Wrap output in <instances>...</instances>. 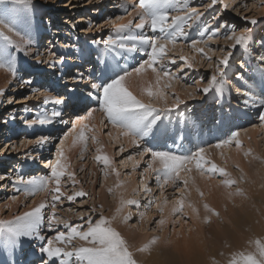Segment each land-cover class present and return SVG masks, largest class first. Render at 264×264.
<instances>
[{"label":"rangeland","instance_id":"rangeland-1","mask_svg":"<svg viewBox=\"0 0 264 264\" xmlns=\"http://www.w3.org/2000/svg\"><path fill=\"white\" fill-rule=\"evenodd\" d=\"M41 1V3H38L36 0H29L27 5L15 4L12 3L11 0H6V2L0 3V50H3L5 54L8 47L11 48L10 54L13 56L11 64L13 65V62H16L17 66L22 64V69L17 67V71H23L21 73V81H18V86L15 85L10 91H8L3 100L4 103L2 108L9 111H5V113H1L0 115V149H4L3 151H0V165L4 163L6 164V161H8L7 165L0 167V177H2L0 178V209L2 212H0L3 213H0V220L12 221L17 216H23L24 213L33 211L41 204L39 198L41 199L42 197V199H44L42 200V203L47 202L49 205V207L44 210L43 214L46 219L40 227V233L43 240L36 241V239H29L27 240L28 242L24 243L23 240H26V238H24L21 240L19 244L20 246L14 251L11 248L0 247V249H2V251H0V264H41V262H39L40 260H43L44 264H58V261H48L46 256L42 255L40 252V248L46 246L45 242L47 240L53 241V247H65L63 244L56 243L55 237L61 231L67 233L68 229H65L62 223L54 228H49L47 226V217L51 214L50 205L51 196L53 195L51 189H53L55 185H49L50 191L47 193L39 192L35 196H31L25 195L23 191L17 192L16 188L13 186V182L16 180L17 176H23L25 178L30 176L29 178H32L49 175L50 169L46 163H43V161L51 160L54 162L57 159L61 137L65 133L71 131L73 120L76 119V116H78L77 114L86 112L89 107L97 108L98 106L97 101L94 103L91 100H89V102L86 101V99H89L88 95H85L82 103H80L81 107L78 103L74 102L67 108L63 105H55L52 103L45 105V96L51 95L52 99H55L54 97L58 93L61 92L60 94H63L62 91L59 92L58 90L59 84H63L62 86H66L67 89L68 87H70V89L73 88V90L77 89L79 92L80 88H78V86H85L89 80H91L89 81L91 84L96 82L95 79H99L102 75L99 74L100 68L97 66L100 57L99 52L101 53L102 50H107L111 53L112 50L119 53L121 52V55L129 53L119 48H108L102 41L106 39L109 34L115 35L118 26L137 23L139 21L138 17H140V14L143 12L140 11L141 8L138 5L140 4L139 0H135L132 5L134 10L138 9V13H140H137L133 20H127V18L133 13V8L125 14L124 8L118 5V1L116 0H113L112 3H108L107 1L106 3H103L101 0H64V2H66L64 6L56 11L53 10L49 12V14L45 16H39L40 19L38 20L34 12V7L39 4L45 6L47 2H56V0ZM171 5L175 8L187 7L189 10L187 12L182 11L179 13L169 10V23L172 22V17L176 15L185 18V23L181 26L184 27L186 36L178 37L175 47L168 44L166 46L165 58L161 61L173 76L172 81L170 80L168 82V80H166L172 87H163L164 92L166 93V102L165 99H160L159 101H163L161 103L155 98L148 97L147 93L144 91V89L155 91L154 88H156L157 76L156 73L151 72L150 69L146 71L145 74L135 75L133 76L134 78L130 77L127 80V83L131 87L125 82L133 95L140 100L144 99L145 101L148 99L145 101L147 103L152 104L154 102V105L152 104V106L155 109L160 110L161 119L154 126L153 134L147 138V143L155 149L172 151L177 154H187L188 151H196L198 148L204 147L206 149L204 153L205 159L209 162L206 167H210V165L214 163L217 167H219V164L220 167L224 164L225 167L223 166L221 169H228L226 168L225 163H223L225 161H222L226 155V149H224L226 146L218 149L215 147V144L225 139L228 135L227 133L237 129L241 130L240 141L244 140L245 135L243 134L245 131L247 133L249 130H252L253 127V130L259 131L256 138L259 149L255 152L254 147L251 148V150L247 148L250 145L248 146L246 141L241 142L243 160L241 163H238L239 165H242V163L245 165L249 164L247 167H252V170L259 177L264 175V134L262 131L264 125H262L258 119V114L264 111V107H260L264 103V101H262L264 100V82H260V87H258L260 79L264 78V75H262L264 74V60L262 59L264 47L261 46V44L264 45V35L262 34L264 32V0H216V3L214 4L212 3V0H171ZM195 14L199 15L196 16ZM29 15L32 18L31 20L36 22V28L38 30V39L35 43L29 42V38L25 37V23L26 18ZM117 17H124L126 20H120L119 18L115 21V24L109 23L110 19L116 20ZM79 18L83 19V21H79ZM252 19L257 21L255 25L250 23ZM40 20L41 26L37 23ZM217 26H219V32L213 36V32H215ZM30 27L31 31L36 30L32 25H30ZM232 28L235 29L236 35L243 34L249 37L247 47L237 45L233 48L234 40L224 39L225 32L231 31ZM245 28H247L248 31H245ZM2 31L4 32L2 33ZM137 31L138 30L133 28L132 34L135 35ZM143 35L159 37L163 34L153 32L151 28L146 25ZM4 36H8L10 40L17 37L19 40H24L28 44L24 50L18 51L5 41ZM197 39H206L207 42L197 44V48H203L207 53V56L211 57V62L191 47L192 42ZM90 44H92V47L86 51ZM94 46H99V50L96 51ZM57 49H59V51H57ZM209 49H214V51H209ZM229 50H231V57L229 58L227 68H224L222 65L220 66L223 76L221 77L219 73H217L218 80L223 81L222 91H214L210 92L208 95H202L198 90L208 87L210 74L216 73L218 62L228 55ZM64 52L70 53L73 58H77L76 56H72L73 54L82 56L81 65L75 66V72L73 75L76 77L83 73V80H78L74 83L75 80L70 76L73 67H67V65H69L67 61L69 57L67 54H63ZM52 53H56V56H52ZM84 53H87V55L85 56ZM138 53H140V51L132 53V55L123 60L121 58L116 64H120V66L123 67L126 66L125 62L129 60L131 64L127 69L133 68L137 66L141 60L143 61L144 59H147L144 52L142 54ZM62 54L65 56L64 60H66V63H63V70H61L62 67L59 68L56 63L53 70L48 71L49 75L53 74L52 77L46 75L48 73L44 74V70H46L45 65L53 63V59L59 58ZM181 56L187 57L188 62L192 64L191 69L185 66L184 60L180 59ZM31 58L36 61H32ZM38 59L41 61L40 63L37 62ZM173 60H175V63H172ZM105 61L106 57L102 59V65ZM37 63L38 65H36ZM242 63H244V65H242ZM30 64L31 66H36L38 69L37 71L39 72L30 75L31 70H28ZM117 66L119 67V65ZM157 68L159 71V66H157ZM118 70L121 71L120 69ZM150 73L154 78H152ZM145 75L146 77L144 79ZM62 77H64V80L67 79L66 82L60 83V78ZM175 77H180V81ZM29 80L32 81V85L27 84V81ZM193 81H195V84H193ZM81 83L82 85H79ZM91 84L84 87V90H87L85 94L92 90L89 88ZM136 86H138L137 89ZM257 87L260 88L261 93L259 92L257 94L255 92ZM33 88L38 89V91L33 93ZM156 90L158 89L156 88ZM48 92L50 94H48ZM253 92L255 95H252ZM173 94L178 96L179 99L181 98V101L185 99L183 101L184 103H180L176 106V100L174 99ZM80 95H83V93ZM25 97L28 98L25 99ZM246 99L249 101L247 104L245 103ZM154 100L159 102V106ZM260 100L262 102L261 105V102H259ZM252 101H256V103L254 104ZM170 103L175 104L171 105ZM68 104V99H64V105ZM166 105L168 107H165ZM173 105L176 106V109ZM25 108H27V111L24 110ZM168 109H171V111H168ZM56 110H61L62 116L54 119L68 121V123L54 122L49 129H45L44 131H41L39 128L30 129L25 123V119L30 120L43 112H47V114L51 115V113ZM95 112L98 114L95 113V118L93 117L94 119H92V122L94 123L93 120L96 119L95 125H98L93 126L92 122L90 124L93 127L90 124L88 125V127L91 126L90 128L95 127V129H93L94 131L88 129V131L91 132L89 133L87 127L85 126L84 128L83 125H81L78 129L73 131L74 134L70 139L68 136V141L63 140L65 143H63V145H66L63 147H68L66 150L71 149L68 153V151L63 148L65 155L69 156L70 154L69 158L67 156V161L71 159L69 160L71 162L68 161L67 172L74 173V180L78 181V183H74L73 179L67 174L62 179L61 191L64 192V196L61 197L60 202H57L55 214L61 220L67 221L70 226L74 225L78 228L82 226L84 230L87 229L85 221H88L89 218L95 222L98 221L100 217H105L111 221L110 226L118 231L126 240L129 250L133 253V258L137 261V264H144L151 257L154 258V264H167L165 258L168 255V251L172 254L175 251L174 248H185L184 242L188 240L189 237H197V232H199L197 224L199 223V226H201L200 224L202 223L200 222L201 219L200 221L196 220L194 215V218L192 219V213H189V216L181 217V214L172 216L171 214H166L164 211L163 215H161L160 209L157 208L156 205H163L165 198H167L168 203H173V201L181 197V195L190 199L189 197L191 196L188 195L190 191L188 190L189 185L182 191L178 190L176 186L171 183L166 184L161 188L156 183V173L146 170L147 164L150 161V153L145 154L144 156L137 155L138 148L132 143V140L130 138H123V136L121 138V135L118 134L116 129H114L112 133L111 130H113V127L108 122L107 117H104L105 114L99 110ZM7 117L17 119L18 122L16 123L19 126L18 129L20 132H15L14 135H11V130L8 135L5 134L7 133V128L3 122L7 120ZM11 119L7 121H10ZM166 121L168 122L166 123ZM221 122H225L226 129L228 130H220L219 124ZM38 126L43 127L37 125V127ZM166 126L168 127L166 128ZM96 127H98L99 130L96 129ZM81 132L84 133L85 141H79L77 139ZM108 133H112V135L115 134L112 136L108 135ZM88 134H90V136ZM116 134L117 138L115 136ZM40 136H50L51 140L45 144L44 149L42 150L44 153L42 154L43 156L40 157L42 166L40 167L38 163L37 169L35 170V172L37 171V175H28V173L32 174L34 172V169L29 171V168L32 167L30 163L36 161V140ZM14 138L16 139V143L11 141V139ZM124 139L129 140L125 141ZM124 141L128 143L126 144ZM195 141H198V143L195 144ZM145 143V141H141L140 148H143ZM6 145L7 147L5 148ZM13 145H16V151L11 150ZM121 148L123 151H120ZM98 149L99 151H97ZM220 153L222 158L220 157ZM222 153L224 154L222 155ZM96 154L108 156L112 161L111 166L105 167L102 162L96 159ZM214 154L215 156H213ZM130 155L133 157L134 161L128 159ZM215 157L218 158V160ZM219 160L220 162L218 163ZM192 164L195 166L194 163ZM156 165L157 168L160 167L158 162ZM193 165L189 164L188 169H190V171H186V173L182 172V176L185 175L187 179L194 176V179H198L196 177L201 175V170ZM239 165L231 164V166H229V168H231L228 169V171L224 170L228 174L227 176H221L218 172V174H209L205 169L204 176L205 178L212 176L211 181L202 182L198 179V182H200L198 183V187H201V190L203 187V192L209 190L208 192H213V195H215V192H218V189L223 186V192L221 189L219 190L223 195L221 192L219 193L220 201H218V203L221 205L223 202L231 205V197L228 198L224 193H226V191L229 192L230 188H232L230 190L231 195L236 194L235 191L237 192L238 187V189L240 188L245 194L244 186H247V182L242 181L244 178L241 177V175L246 172L248 173L250 170L246 167V171L244 172L245 169L243 171L241 169L243 165L240 166V168ZM192 166L194 167V170ZM113 169H115V171H113ZM191 171L193 173H191ZM105 172L108 173L107 176H105ZM116 172H119V176L116 175ZM241 172H243V174ZM250 175H252V172ZM226 179H233L237 181V183L228 189L223 183ZM250 180L251 178L249 179V182L252 183L253 180ZM134 182H136L137 187L133 185ZM245 182L246 185L244 184ZM211 183L212 185L213 183L218 184L219 186L215 185L218 189L213 190ZM143 184L144 188H142ZM145 185L151 189L150 194L145 192ZM20 187L23 186L21 185ZM134 189H137L140 192H133ZM81 190L88 193V195L85 197H77L74 202L67 200V196L73 195L75 192ZM178 194L181 195L179 196ZM200 194L201 193L196 194L199 199H196L197 197L194 198V195L191 197V200L195 199L198 201L201 199L199 202L208 203V200L206 201V196L202 199L201 197L203 195L200 196ZM14 196L17 197L15 200L13 199ZM226 199H228V202ZM122 200L125 202L136 200L139 202V207L127 203H124L122 206ZM191 200H189L190 203H192ZM148 201H154V204L150 209H147L146 216L144 220L141 221L139 213L145 211L144 206ZM197 201L193 202L194 205L195 202L197 205L201 204H199V202L197 203ZM238 202L240 203V197ZM9 203L13 206L9 205ZM8 205L10 208H7ZM202 207L203 206H201L200 210L203 209ZM92 209H95V211H92ZM118 209H122L119 214L117 213ZM220 209L222 213L225 212L224 208ZM234 209L237 211L240 207H234ZM126 217H131V219L125 222ZM218 217L220 220L222 219L221 215L217 216V218ZM160 219H165L167 223L163 226L159 225L158 221ZM173 220H177L178 223L173 224ZM205 226L208 228V225ZM189 229H192V231H189ZM0 231L3 230L0 229ZM154 238H159V243L152 244ZM169 238L172 240V243L166 244L165 241ZM76 239L78 238L73 239L71 243L67 245V250H72L73 247L78 248L81 246H90L89 244H84V241L82 242L80 239L77 240V245ZM146 246H148V250L141 251V249ZM31 251L33 252V256L28 255ZM38 256H40V260ZM66 264H77V260L73 257L70 261H67Z\"/></svg>","mask_w":264,"mask_h":264},{"label":"snow or ice","instance_id":"snow-or-ice-1","mask_svg":"<svg viewBox=\"0 0 264 264\" xmlns=\"http://www.w3.org/2000/svg\"><path fill=\"white\" fill-rule=\"evenodd\" d=\"M6 0H0V3H4ZM12 3L15 4H24L27 5L29 0H11ZM212 3H216V0H212ZM139 7L144 11L140 14L139 21L135 24L129 23L127 25H120L117 28L115 35L109 34L106 39L102 42L108 48H119L123 49L129 53H137L138 51H143L147 56V59H144L142 62H139L137 66L130 69H122L119 72H115L114 75H109V70L105 69L103 71V77L100 82H93L90 85L91 91L88 92V98L97 101V108L89 107L84 115L76 116L75 121H73V127L71 131L65 133L61 137V142L59 145V149L57 152V159L53 162L51 160L43 161L46 163L50 169L49 175H44L40 177H32L25 178L23 176H17L16 180L13 182V186L16 188L17 192L23 191L25 195L35 196L39 192H49V185L54 184L55 187L51 189L53 195L51 196V205L50 210L51 214L47 217V226L49 228H54L59 224H63L65 229H68V232H59L55 237V241L59 244L65 245L64 248L61 247H53V241L47 240L45 242L46 246H42L40 248V252L42 255L46 256L48 261H58V264H66L67 261H70L71 258L75 257L77 260V264H137V261L133 258V253L129 250V246L126 240L122 237V235L116 231L113 227H111V221H109L105 217H100L98 221H92L89 218L88 221H85L87 224V229L84 230L82 226L78 228L77 226H70L67 221L61 220L56 214L55 209L57 206V202H60L61 197L64 196V192L61 191V181L67 174L70 178L73 179L74 183H78V181L74 180V173L67 172V157L63 150V140H66L68 136L71 135L72 131H75V123H78L81 120H88L93 116L94 111H102L111 126L117 130L118 134L122 135L125 138H130L132 143L138 148L137 155L144 156L145 154L150 153V161L147 164V169L156 173V183L163 188L164 185L171 183L176 186L178 190H183L187 188L189 180L182 176L181 173L185 171H190L188 169V165L194 163L195 167L201 170V175L204 174V170L209 174L219 173L221 176H227L228 174L224 171V169L217 168V166L213 163L210 167H206L209 162L205 159V151L204 147L198 148L196 151H189L187 154H177L172 151L158 150L153 148L150 144L147 143V138L153 134V128L157 124V122L161 119L160 110L155 109L151 103H144L142 100L138 99L126 86V81L135 75H141L145 73L147 70H151L153 73H156L157 83L160 82L161 78L165 80H172L173 76L167 69V67L161 62L163 58H165L166 54V46L168 44L173 45L175 47L177 38L186 36L185 29L181 25L185 23V18L179 15L172 17V22L169 23V10L174 12H187L189 9L187 7L184 8H175L171 5V0H140ZM129 9L124 7V13L127 14ZM198 16L199 14H195ZM117 17L116 19H119ZM194 18V17H190ZM109 23L115 24V19H110ZM252 25H255L257 21L252 19L250 21ZM151 28L153 32H159L163 35L159 37H149L143 35V31L145 26ZM227 27V26H226ZM135 28L137 33L135 35L132 34V30ZM245 31H248L245 28ZM219 32V26L215 32H213V36H215ZM5 41L8 43H12L8 36H4ZM224 39H232L234 40L233 48L237 45H243L245 47L248 46L249 37L241 34L236 35L235 29L232 28L231 31H226L224 34ZM205 40H194L191 44V47L203 55L205 58L211 62V57L207 56V53L203 48H197V44L206 43ZM14 47H19V45H14ZM264 47V45H262ZM210 51H214V49H209ZM4 51L0 50V57H3ZM52 56H56V53H52ZM231 57V50L228 51V55L221 59L217 64L216 73L210 74L209 76V84L208 87L203 89H199L202 95H208L210 92L214 91H222L223 81L218 80L217 73L222 77L223 72L221 71L220 66H224L227 68L229 64V58ZM181 60H184L185 66L189 69L192 68V64L188 62L187 57H180ZM60 62L62 63L64 60L63 56L59 57ZM38 63L39 59L37 60ZM175 63V60L172 61ZM157 66H159V71ZM0 67H7L13 75L16 74V69L12 66L11 63L4 64L0 62ZM264 75V74H262ZM176 79H180V77H175ZM73 79L83 80V73L79 74ZM28 85H32V81H27ZM195 84V81H193ZM165 87H171L170 83L165 84ZM33 93L38 91V89L33 88ZM54 91V89H53ZM251 91V90H250ZM59 98L52 99L50 97H45L44 104L47 105L49 103L55 105H63L65 108L75 103H82L80 98H76L73 96H68V105H64V96L63 94H57ZM147 95L149 97L155 99H165L166 102V93L163 89L159 91H147ZM174 95V99L176 100V105L178 106L181 101L178 96ZM252 95H255L253 92ZM28 97H25L27 99ZM249 101L246 99L245 103L247 104ZM256 103V101H252ZM264 107V105H262ZM27 111V108L24 109ZM171 111V109H168ZM62 111L56 110L48 115L47 112L40 113L35 118L31 120L25 121L30 127L33 125H50L54 122H62L68 123V121L64 120H55L54 118L61 117ZM258 119L261 124L264 125V111L258 114ZM241 130L231 131L225 139L215 144V147L222 148L227 145L235 142L236 146H240V141L238 137L240 136ZM108 135H112V133H108ZM78 140L83 141L85 139L84 133L81 132L78 137ZM51 140L50 136H40L36 140L37 148L36 151L39 154L43 149L47 142ZM145 141V146L140 148V142ZM7 145L5 146V148ZM4 149H0L3 151ZM12 151H16V145H13L11 148ZM99 151V149L97 150ZM120 151H123L121 148ZM30 155V154H29ZM96 159L105 165V167H109L112 164L110 158L106 155H98ZM128 159H133L130 155ZM159 163L160 167H154L156 163ZM115 171V169H113ZM107 172H105V176H107ZM116 175L119 176V172H116ZM2 178V177H0ZM211 178V176L209 177ZM226 187H232V185L236 184L237 181L233 179H226L223 181ZM23 187H20V186ZM145 192L151 193V189H149L145 185ZM111 191V190H110ZM163 194V193H161ZM237 195H243V192L237 189ZM88 193L84 191H77L73 195L67 196L68 201H75L77 197H85ZM202 195V194H201ZM231 196V193L229 194ZM17 197H13L15 200ZM124 203L129 205H135L139 207V202L136 200H129L127 202L121 201V205ZM167 198H165L163 205L157 204L156 207L160 209L161 215H163L164 208L167 206ZM154 204V201H148V203L144 206L145 211H141L139 213L140 220L143 221L146 216L147 209H150ZM49 205L47 202L41 203L37 208H35L31 212L24 213L23 216H17L14 220H0V247L11 248L13 251L19 246L20 242L24 238L28 239H36L43 240V237L40 233V227L45 221L44 210L48 208ZM187 207L191 209L192 214L195 216L197 220H200V210L191 203L185 205L183 199L177 201V206H174L171 209V215L176 216L177 214H181L186 216L187 213L183 210ZM203 209L205 213L210 215H206L202 223L210 224L211 216H219L213 208H211L207 203L203 205ZM122 209H118L117 213ZM95 211V209H92ZM131 217H126L125 222L130 220ZM173 224L178 223L177 220L172 221ZM187 222V221H185ZM167 223L165 219H160L158 224L163 226ZM192 231V229H189ZM75 238H79L82 241H87L90 246L88 247H73L72 250H67V245L71 243V241ZM159 243V238H154L152 244ZM166 244H171L172 240L169 238L165 241ZM257 253H239V259L233 258L230 261V264H264V243L260 241H256ZM148 246L141 249V251H147ZM41 264H44V261H41Z\"/></svg>","mask_w":264,"mask_h":264},{"label":"bare ground","instance_id":"bare-ground-1","mask_svg":"<svg viewBox=\"0 0 264 264\" xmlns=\"http://www.w3.org/2000/svg\"><path fill=\"white\" fill-rule=\"evenodd\" d=\"M38 3H41L42 1L41 0H36ZM41 1V2H40ZM106 1L108 2V3H112V1L113 0H101V2H103V3H106ZM116 1H118V3L116 2ZM115 2L118 4V5H120L122 8H124V7H127V8H129V10L130 9H132L133 7H132V5H133V3L135 2V0H116ZM140 1V0H139ZM66 4V2H64V0H56V2L55 3H51V2H47V4L45 5V6H42V5H36L35 7H34V12H35V15L37 16V19L39 20L40 18H39V16L41 17L42 15L43 16H45V15H47V14H49V12H51V11H53V10H57V9H60L62 6H64ZM137 5V4H136ZM138 5H140V4H138ZM69 7H70V5H69ZM135 7V6H134ZM76 8V7H75ZM46 9V10H45ZM135 9H137V8H135ZM195 9V8H194ZM133 10H134V8H133ZM197 10V9H196ZM4 11V10H3ZM141 12L142 11H144V10H140ZM139 12V10L137 9V10H134L133 11V13L131 14V16L130 17H128L127 18V20H133L135 17H136V14ZM138 14H140V13H138ZM1 16H2V14H1ZM6 18V17H5ZM139 18V17H138ZM32 18L30 17V15L29 16H27V18H26V23H25V37H28L29 38V42H33V43H35L36 41H37V34H38V30H37V28H36V22L34 21L33 22V20H31ZM120 20H126L124 17H120ZM79 21H83V19H81V18H79ZM115 21H117V19L115 20ZM40 26H41V20L39 21V22H37ZM30 25H32V27L33 28H35L36 30L34 31V30H30L31 29V27H30ZM43 25V24H42ZM5 26V25H4ZM6 27V26H5ZM37 27H38V25H37ZM47 29H49V28H47ZM3 30V29H2ZM6 31H8V30H6ZM4 31H2V33H3ZM149 32V31H148ZM15 34V33H14ZM238 34V33H237ZM263 35H264V32L262 33ZM1 36V35H0ZM150 36V35H149ZM10 37H11V35H10ZM263 37V36H262ZM43 38V37H42ZM264 38V37H263ZM41 39V38H40ZM232 40V39H231ZM12 43H9L10 45H12L13 47H14V45H19V47H14V49H16V50H18V51H22V50H24L25 48H26V45L28 44V43H26V41H24V40H19L17 37H14L12 40ZM256 41V40H255ZM254 41V42H255ZM258 44V43H257ZM261 44V43H260ZM259 45V44H258ZM261 46H262V44H261ZM92 47V44H90L88 47H87V49H86V51H88L90 48ZM172 48V47H171ZM94 49L96 50V51H98L99 50V46H94ZM28 50V49H27ZM171 50V49H170ZM57 51H59V49H57ZM175 51V50H174ZM210 51V50H209ZM10 52H11V48H9L8 47V50H7V52L3 55V57H0V62H2V63H4V64H9V63H11V60H12V58H13V56L10 54ZM31 52V51H30ZM32 53V52H31ZM121 53V52H120ZM119 52H116V51H112L111 50V53L109 52V51H107V50H102L101 51V53L99 52V54H100V57H99V62H98V67L100 68L99 70V74H101V73H103V71L102 70H105V69H108L109 70V75H114V73L115 72H119V70L118 69H120V70H122V69H127L128 68V66L131 64V62L128 60V61H126L125 62V65L126 66H123V67H121L120 66V64H116L121 58H122V60L123 59H125V58H127V57H129L130 55H132V53H128V54H124V55H121ZM140 53L142 54L143 53V51H140ZM140 53H138V54H140ZM63 54H67L68 55V64L69 65H67V67L68 66H71V68L73 67V69H72V74L70 75L71 77H72V79H73V77H74V75H73V73L75 72V66H79V65H81V58H82V56L81 55H72V56H76L77 58H73V57H71V54L70 53H66V52H64ZM63 54H62V56H63ZM32 55V54H31ZM84 55L86 56L87 55V53H84ZM64 58H65V56H63ZM104 57H106V61H105V63H103V65H102V59L104 58ZM143 58V57H142ZM32 59V58H31ZM75 59V60H74ZM263 60H264V54H263V58H262ZM34 59H32V61H33ZM74 60V61H73ZM199 60V59H198ZM201 60V59H200ZM34 61H36V60H34ZM53 63H50V64H48V65H45V69L46 70H44L45 72H44V74L45 73H48V74H46V75H49V72L48 71H52L53 70V68H54V66L56 65V63L58 64L57 66L60 68V67H62V69L61 70H63V63L65 62L66 63V60H63V62L61 63L60 62V60H59V58H55V59H53ZM23 62V61H22ZM141 62H142V60H141ZM64 63V64H65ZM201 64V63H200ZM20 65H21V67H20ZM20 65H16V62H13V67L16 69V74L15 75H13V73L12 72H10L9 70H8V68L7 67H0V115H1V113H5V111H7V110H4V108H2V106H3V100H4V98H5V95L7 94V92L8 91H10L15 85L16 86H18V84H19V82L18 81H21V73L23 72L22 70H20V71H17V67L18 68H20V69H22V64H20ZM36 65H38V63L36 64ZM94 65V64H93ZM117 65H119V67L117 66ZM242 65H244V63H242ZM25 66V65H24ZM29 69L28 70H31L30 71V75L31 74H33V73H35V72H39V71H37L38 69H37V67L36 66H31V64L29 65V67H28ZM70 69V68H69ZM93 69V68H92ZM55 70V69H54ZM86 70L88 71V69L86 68ZM96 70V69H95ZM245 70H246V68H245ZM244 70V71H245ZM148 71V70H147ZM54 72V71H53ZM84 72V71H83ZM152 72V71H151ZM55 73V72H54ZM61 73H62V71H61ZM66 74V73H65ZM145 74V73H144ZM151 74V73H150ZM42 75H43V73H42ZM54 75H56V74H54ZM61 75V74H60ZM63 75V74H62ZM142 75V74H141ZM50 77H52L53 76V74H50L49 75ZM65 76V75H64ZM68 76V75H67ZM133 76H135V74L133 75ZM132 76V77H133ZM151 76H152V78H154V76L151 74ZM238 76V75H237ZM141 77V76H140ZM145 77H146V75L144 76V79H145ZM150 77V76H149ZM264 77V76H263ZM64 77H62V78H60V83H64V82H66V80L67 79H63ZM87 78V77H86ZM134 78V77H133ZM151 78V77H150ZM53 79V78H52ZM63 79V80H62ZM71 79V80H72ZM135 79H137V78H135ZM73 80H75V82L74 83H76V81H78L77 79H73ZM100 80H101V78H97V79H95V81L96 82H100ZM179 80V79H178ZM63 81V82H62ZM85 81V80H84ZM89 81H91V80H89ZM88 81V83H86V85L85 86H82V87H79L78 85V88H80L79 89V92L77 91V89H74L73 90V88L72 89H70V87H68V89H67V87L66 86H62L63 84H59V88H58V90H59V92L60 91H62L63 92V96H64V99H66L67 100V97L68 96H74V97H76V98H80L81 100H83V98H85V95L87 96L88 95V93L87 94H85L86 93V91L84 90V87H86L88 84H91V82H89ZM93 81V80H92ZM172 81V80H171ZM174 81H175V78H174ZM173 81V82H174ZM180 81V80H179ZM22 82H23V80H22ZM54 82H55V80H54ZM134 82V81H133ZM169 82V81H168ZM166 80H164V78L163 79H161V81L159 82V83H157V81H156V88L158 89V90H156V88H154L155 89V91L154 92H156V91H159L160 89H163V87L165 86V84H167L168 83ZM260 82H264V78H261L260 79V81H259V84H258V87H260ZM126 83H127V81H126ZM136 83V82H135ZM179 83H181V82H179ZM128 84V83H127ZM131 84H133V83H131ZM60 85H61V87H60ZM75 85V84H74ZM74 85H72V86H74ZM79 85H82V83L81 84H79ZM129 85V84H128ZM175 85V84H174ZM179 85V84H178ZM227 85V84H226ZM264 85V84H263ZM71 86V87H72ZM203 86V85H202ZM228 86V85H227ZM226 86V87H227ZM129 87H131L130 85H129ZM172 87V86H171ZM179 87V86H178ZM200 87V86H199ZM256 88V90H255V92L258 94L259 92H260V88ZM90 88V87H89ZM138 88V86H136V89ZM166 88V87H165ZM192 88V87H191ZM60 89H62V90H60ZM70 89V90H69ZM168 89V88H167ZM171 89V88H170ZM164 90V89H163ZM166 90V89H165ZM186 90V89H185ZM144 91L147 93V91L148 90H145L144 89ZM178 91V90H177ZM263 91V90H262ZM138 92V91H137ZM170 92V91H169ZM172 92H173V90H172ZM61 93V92H60ZM59 93V94H60ZM79 93V94H78ZM81 93H83V95H80ZM168 93V92H167ZM180 93V92H179ZM178 93V94H179ZM183 93V92H182ZM186 93V92H185ZM261 93V92H260ZM48 94H50L49 92H48ZM51 94H52V92H51ZM140 94V93H139ZM142 94H145V93H142ZM264 94V93H263ZM167 95H169V94H167ZM187 95V94H186ZM140 96V95H139ZM148 96V95H147ZM171 96V95H170ZM176 96V95H175ZM179 96H181V95H179ZM188 96V95H187ZM186 96V97H187ZM46 97V96H45ZM47 97H50V98H52L51 97V95H48ZM82 97V98H81ZM149 97V96H148ZM185 97V96H184ZM195 97V96H194ZM12 98V97H11ZM55 99L56 98H59L58 97V95H56L55 97H54ZM45 99V98H44ZM141 99H142V96H141ZM145 99H146V97H145ZM181 99V98H180ZM188 99V98H187ZM89 100H91L93 103L94 102H96V100H93V99H91V98H89V99H86V101L87 102H89ZM148 100V99H147ZM147 100H145V101H147ZM158 101L160 100V99H157ZM185 99H183V101H184ZM10 101V100H9ZM85 101V100H84ZM142 101H144V99L142 100ZM144 101V102H145ZM152 101V100H151ZM154 101H156V100H154ZM262 101H264V100H262ZM11 102V101H10ZM66 102V101H65ZM159 102H163V101H159ZM159 102H157L156 101V103L158 104ZM259 102H261V100L259 101ZM145 103H147V102H145ZM155 103V104H156ZM184 102H182V104H183ZM153 105H154V102L152 103ZM171 104V103H170ZM172 104H175V103H172ZM171 104V105H172ZM255 104V103H254ZM262 104V102L260 103V105ZM78 105H80V103H78ZM263 105H264V103H263ZM157 106V105H156ZM158 106H159V104H158ZM163 106V105H162ZM174 106V105H173ZM177 106V105H176ZM176 106H174L175 107V109H176ZM8 107V106H7ZM80 107H81V105H80ZM165 107H168L167 105L165 106ZM235 107V106H234ZM260 107H262V106H260ZM8 109V108H7ZM76 109V108H75ZM178 109H179V107H178ZM182 110V109H181ZM235 110V109H234ZM263 110V109H262ZM9 111V110H8ZM7 111V112H8ZM239 111H240V109H239ZM75 112V111H74ZM101 112V111H100ZM243 112V111H242ZM95 111L93 112V116L90 118V119H88V120H81V121H79L78 123H75V129H78V127L79 126H81V125H83V127L85 128V126L87 127V131H88V129L90 130V129H95V127L94 128H90L92 125L90 124L91 122H92V119H94L95 117H94V115H95ZM30 114V113H29ZM68 114V113H67ZM85 114V112H82L81 114H77L78 116L79 115H84ZM96 114H98V113H96ZM48 115H50V114H48ZM101 115V114H100ZM29 116V115H28ZM99 116V115H98ZM31 117V116H30ZM94 117V118H93ZM104 117H106L105 115H104ZM230 117V116H229ZM229 117H228V119H229ZM22 118V117H21ZM32 118V117H31ZM7 120H9V119H11V117H7L6 118ZM98 119V118H97ZM102 119V118H101ZM104 119V118H103ZM106 119V118H105ZM7 120H5L4 122H3V124L4 125H6V128H7V133H5L6 135H8L9 134V131H11V135H14V133L15 132H20V130L18 129L19 128V126L17 125V123L16 122H18L17 121V119H11L10 121H7ZM31 120V119H30ZM25 121H28V120H26L25 119ZM73 121H75V119L73 120ZM94 121V123H93V126L95 125V122H96V119L95 120H93ZM107 121V120H106ZM98 122V121H97ZM168 121H166V123H167ZM100 123H101V121H100ZM211 123V122H210ZM91 125L90 127H88V125ZM172 124V123H171ZM182 124V123H181ZM192 124V123H191ZM213 124V123H212ZM217 124V123H216ZM215 124V125H216ZM98 124H96L95 126H97ZM100 125V124H99ZM173 125V124H172ZM196 125V124H195ZM220 130L222 129V130H228V129H226V124H225V122H221L220 124ZM27 126L31 129V128H39V129H41V131H44L45 129H49L51 126H52V124H50V125H45V126H43V127H37V125H33V126H29L28 124H27ZM92 126V127H93ZM101 126V125H100ZM99 126V127H100ZM169 126V125H168ZM168 126H166V128L168 127ZM212 126H214V125H212ZM170 127H171V125H170ZM102 128V127H101ZM96 129H98V127H96ZM189 129V128H188ZM187 129V130H188ZM212 129V128H211ZM216 129V128H215ZM233 129H235V128H233ZM256 129V128H255ZM99 130V129H98ZM97 130V131H98ZM101 130V129H100ZM230 130V129H229ZM238 130V129H237ZM86 131V132H87ZM94 131V130H93ZM113 131H114V128H113V130H111V132L113 133ZM233 131V130H232ZM262 131H263V134H264V128L262 129ZM89 133H91L90 131H88ZM87 132V133H88ZM259 131H257V130H253V127H252V130H249L247 133H246V131H245V133L243 134V135H245V137H246V139H245V137H244V140H241L240 141V139H241V135L238 137V139H239V141H240V146L239 147H237L236 146V144L235 143H233V144H230V145H227L224 149H226V155L224 156V158L222 159V161L224 160L225 162H223V163H225V165H226V168H228V169H230L229 168V166H231V164L233 165V164H235V165H239V163H241V161L243 160L242 159V150H241V145H242V143L241 142H243V141H246L247 142V144H248V146L249 147H247V148H249L250 150H251V148H253L254 147V151L255 152H257V149H259V147H258V145H257V133H258ZM93 133V132H92ZM73 134H74V132L72 131L71 132V135L69 136V139L73 136ZM94 134V133H93ZM93 134H92V136H93ZM115 134V133H114ZM114 134L112 135V136H114ZM227 134H229V133H227ZM5 135V136H6ZM89 136H90V134H88ZM91 136V137H92ZM99 136H100V134H99ZM111 136V137H112ZM116 136V138H117V134L115 135ZM120 136V135H119ZM118 136V137H119ZM186 136H190V135H186ZM7 137V136H6ZM97 137V136H96ZM110 137V136H109ZM192 137V136H191ZM193 137H194V135H193ZM192 137V138H193ZM9 138V137H8ZM94 138H95V136H94ZM99 138V137H98ZM100 138H101V136H100ZM100 138H99V140H100ZM115 138V137H114ZM121 138H122V135H121ZM124 138V137H123ZM226 138V137H225ZM67 140V139H66ZM102 140H103V138H102ZM125 140V139H124ZM129 139H127V140H125V141H128ZM11 141L12 142H15L16 143V139L14 138V139H11ZM65 141V140H64ZM68 141V140H67ZM80 141V140H79ZM85 141V140H84ZM88 141V140H87ZM123 141V140H122ZM124 141V142H125ZM70 142V141H69ZM68 142V143H69ZM90 142V141H89ZM100 142V141H99ZM31 143V142H30ZM64 143V142H63ZM93 143V142H92ZM126 143V142H125ZM128 143V142H127ZM126 143V144H127ZM198 143V141H195V144H197ZM10 144V143H9ZM25 144H26V142H25ZM65 144V143H64ZM180 144V143H179ZM184 144V143H183ZM94 145H95V143H94ZM101 145V144H100ZM99 145V146H100ZM165 145H167V144H165ZM64 147L66 146V145H63ZM75 146H76V143H75ZM90 146V145H89ZM97 146V145H96ZM180 146V145H179ZM214 146V145H213ZM246 146V145H245ZM63 147V148H64ZM91 147V146H90ZM141 147V146H140ZM66 148H68V147H66ZM66 148H64L65 150H66ZM213 148V147H212ZM76 149V148H75ZM103 149V148H102ZM219 149V148H218ZM248 149V150H249ZM71 149H69V150H66V151H68V153H69V151H70ZM247 150V151H248ZM249 150V151H250ZM213 151V150H212ZM214 151H216V150H214ZM223 151V150H222ZM221 151V152H222ZM248 151V152H249ZM189 152V151H188ZM254 152V153H255ZM105 153V152H104ZM208 153V152H207ZM215 153H217V152H215ZM42 154H44L42 151L38 154L37 153V151H36V153H35V155H36V158H35V162L34 163H30V165L32 166V167H30L29 168V171H31V169H34V172L32 173V174H29L28 173V175H34V176H36L37 175V171L35 172V170L37 169V166H38V163H39V165H40V167L42 166V164H41V161H40V157L41 156H43ZM224 153H222V155H223ZM248 154V153H247ZM249 154H250V152H249ZM97 155V154H96ZM219 155V154H218ZM68 155H66V157H67ZM69 156H70V154H69ZM69 156H68V158H69ZM90 156H91V154H90ZM98 156V155H97ZM213 156H215V154L213 155ZM216 157H217V154H216ZM215 157V158H216ZM220 157L222 158V156H221V153H220ZM23 158V157H22ZM92 158H94V157H92ZM208 159V158H207ZM210 159V158H209ZM217 160H218V158H216ZM215 159V160H216ZM69 160H71V159H69ZM68 160V161H69ZM34 161V160H33ZM67 160H66V163H67V165L69 164V162H71V161H69L68 162ZM131 161H134V159H132ZM8 161H6V164L4 163V164H1L0 165V167H3L4 165H7L8 163H7ZM220 162V160L218 161V163ZM239 162V163H238ZM244 163H246V162H244ZM45 164V163H44ZM96 164V163H95ZM247 164V163H246ZM190 165H193V164H190ZM243 165V166H242ZM242 165H239V168H240V166H242L241 167V169H242V171L244 170V172L246 171V167L249 165H245V164H243L242 163ZM157 165L155 164V166L154 167H156ZM194 166V165H193ZM192 166V167H193ZM223 166H224V164H223ZM223 166H221L220 167V164H219V167L220 168H222ZM245 166V167H244ZM190 167V166H189ZM195 167V166H194ZM194 167H193V170H194ZM219 167H217V168H219ZM225 167V166H224ZM244 167V168H243ZM248 168V167H247ZM224 169V168H223ZM228 169H224V170H226V171H228ZM253 168L252 167H250L249 166V168H248V170H250V171H248V173L246 172V173H244L243 174V172H241L243 175H241V177H243L244 178V180H242V181H246L247 182V186H244V189H245V194L244 195H237V194H233V195H229V193H231L230 192V190L232 189V188H230V190H229V192L228 191H226V193H224V194H226L227 196H228V198H230L231 197V205H228V204H225V203H223L222 202V204L220 205L219 203H218V201H220L219 200V198H220V195H219V193L221 192V191H219L220 189L222 190V192H223V186H221V188H216V186L215 185H217V186H219L218 184H214L213 183V185L215 186H213L212 185V183H211V185H212V189L214 190V189H218V192H215V195H213V192H208V191H204L203 192V187H202V190L198 187V183H200V182H198V179L199 180H201L202 182L204 181V182H207V181H211V178H210V180H209V176H208V178H205V176H204V174L203 175H200L199 177H196V178H198V179H194L195 177L194 176H191V177H189L188 178V180H189V183H188V185H189V189L188 190H190L189 191V193H188V195H190L191 197H193L194 195H195V197L194 198H196L197 197V193H201L200 194V196H202L201 198L203 199V197L204 196H206V201L208 200V205L211 207V208H213L217 213H219V215H221V220L219 219V217L217 218V216H211V223L210 224H205V223H202L201 221L203 220V218L206 216V215H210V214H208V213H205V211H203L204 209H202V210H200L201 209V206H203L205 203H202V202H199L200 200H191V197H189L190 199H187V197H183L181 194V197H179V198H175L176 200H174L173 201V203L171 204V203H167V206L164 208V211L166 212V214H170L171 213V209L174 207V206H177V201H179V200H181V199H183L184 200V202H185V205H187L188 203H190V201L189 200H191L192 201V203L194 202V201H197V203L199 202V204L200 205H197L196 204V202H195V206L197 207V208H199V210H200V218H201V221L200 220H198V221H200L202 224H200L201 226H199V223L197 224L198 226V228H199V232H197V237L196 238H192V237H189V239L188 240H186L185 242H184V244H185V248H183V249H178V248H174V252L171 254V252L169 253V251H168V255H167V257L165 258L166 259V263L167 264H230V261L235 257V258H237V259H239L240 257H239V253H244V254H248V253H257V247H256V241H260V242H262V243H264V175H261L260 177L259 176H257L256 174H255V172L252 170ZM264 169V168H263ZM258 170V169H257ZM261 170V169H260ZM225 171V172H226ZM251 172H252V175H256V176H254V177H250V176H252V175H250L251 174ZM254 172V173H253ZM185 173H186V171H185ZM191 173H193L192 171H191ZM196 173V172H195ZM259 173V172H258ZM257 173V174H258ZM264 173V172H263ZM218 174V173H217ZM245 174H247V175H245ZM249 174V175H248ZM260 174H261V171H260ZM182 175V174H181ZM220 175V174H219ZM185 176V175H184ZM190 176V175H189ZM30 176H28V178H29ZM212 177V176H211ZM114 178V177H113ZM251 178V180L250 181H252L253 180V182L251 183V182H249V179ZM242 179V178H241ZM213 180V179H212ZM215 180H217V179H215ZM246 182L244 183L245 185H246ZM209 184V183H208ZM133 185L135 186V187H137V185H136V182H134L133 183ZM201 185V184H200ZM249 186V187H248ZM142 188H144V184L142 185ZM200 190H199V189ZM206 188V187H205ZM208 188V187H207ZM224 188H226V187H224ZM209 189V188H208ZM227 189V188H226ZM228 189H229V187H228ZM237 189H238V187H237ZM225 190V189H224ZM239 190H241L240 188H239ZM134 191H136V193H139L140 191L139 190H133V192ZM182 191V190H181ZM216 191V190H215ZM221 192V194L223 195V193ZM135 193V194H136ZM180 193V192H179ZM228 193V194H227ZM235 193H236V191H235ZM184 194V193H183ZM179 195V194H178ZM179 195V196H180ZM187 195V196H188ZM186 196V195H185ZM226 196V197H227ZM239 197H240V203L238 202V199H239ZM248 197V198H247ZM36 198V197H35ZM43 198V197H42ZM40 199L39 198V201H40V203H42V200H44V199ZM205 198V197H204ZM222 198H223V196H222ZM225 198V197H224ZM196 199H199L198 197L196 198ZM37 200V199H36ZM227 200V202H228V199H226ZM46 201V200H45ZM222 201V200H221ZM44 202V201H43ZM191 203V204H192ZM221 203V202H220ZM194 204V203H193ZM203 204V205H202ZM9 205H11L10 203H9ZM9 205H8V207L7 208H10L9 207ZM11 206H13V205H11ZM4 207H6V206H4ZM3 207V208H4ZM234 207L235 208H238V207H240V209H237V211L234 209ZM12 208V207H11ZM203 208V207H202ZM220 208H224L225 209V212L224 213H222V211H221V209ZM5 209V208H4ZM223 209V210H224ZM0 211H1V209H0ZM4 211V210H3ZM10 211V210H9ZM13 211V210H12ZM184 212H186L187 213V215L189 214V213H192V212H189V211H191V209H188L187 207H185V209L183 210ZM236 211V212H235ZM2 212V211H1ZM0 212V213H1ZM201 212H202V214H201ZM204 212V213H203ZM1 214H3V213H1ZM186 215V216H187ZM190 215V214H189ZM188 215V216H189ZM167 216V215H166ZM203 216V217H202ZM9 217V216H8ZM181 217H183V215L181 216ZM192 219L194 218L193 217V214H192ZM189 219V218H188ZM196 219V218H195ZM183 220V219H182ZM197 220V219H196ZM181 223V222H180ZM183 223V222H182ZM205 225H208V228H206V226ZM181 226V225H180ZM182 227V226H181ZM206 228V229H205ZM67 231V230H66ZM193 235V234H192ZM79 239V238H78ZM78 239H76V244H77V240ZM27 240H29L28 238H26V240L24 239L23 241H24V243L25 242H28ZM31 240V239H30ZM37 241V240H36ZM83 242V241H82ZM57 243V242H56ZM73 243V242H72ZM81 244V243H80ZM84 244H88V242L87 241H84ZM84 244H82V245H84ZM22 245V244H21ZM78 245V244H77ZM20 246V245H19ZM85 246V245H84ZM35 248V247H34ZM32 250H34V249H32ZM0 251H2V249H0ZM11 252V251H10ZM12 254V253H11ZM33 254V252L31 251L30 252V254H28V255H32ZM33 256V255H32ZM39 257V260H40V256H38ZM8 258V257H7ZM10 258V257H9ZM11 259V258H10ZM9 259V260H10ZM13 259H15V258H13ZM15 261V260H14ZM141 261V260H140ZM9 262H11V261H9ZM28 262V261H27ZM39 262H41V260L39 261ZM38 264V263H37ZM40 264V263H39ZM140 264H142V263H140ZM144 264H154V258H149V260L146 262V263H144Z\"/></svg>","mask_w":264,"mask_h":264}]
</instances>
